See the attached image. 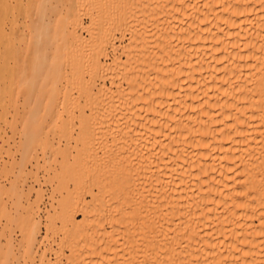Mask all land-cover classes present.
Instances as JSON below:
<instances>
[{
  "label": "bare ground",
  "instance_id": "obj_1",
  "mask_svg": "<svg viewBox=\"0 0 264 264\" xmlns=\"http://www.w3.org/2000/svg\"><path fill=\"white\" fill-rule=\"evenodd\" d=\"M148 1L154 61L145 56V72L130 77L126 107L81 113L68 137L82 147L65 165L73 184L56 213L65 242H78L73 252L95 242L105 206L125 264H264V0ZM44 20L39 11L27 23L49 28ZM71 23L84 26L78 13ZM2 76H15L9 60ZM12 106L0 103L3 139Z\"/></svg>",
  "mask_w": 264,
  "mask_h": 264
},
{
  "label": "rangeland",
  "instance_id": "obj_2",
  "mask_svg": "<svg viewBox=\"0 0 264 264\" xmlns=\"http://www.w3.org/2000/svg\"><path fill=\"white\" fill-rule=\"evenodd\" d=\"M39 11L49 28L28 25ZM74 13L83 27H73ZM155 23L148 0H0V61L9 60L15 73L0 77V103L13 105L15 115L14 130L3 128L0 138V264H83L79 258L85 264L126 263L121 225L117 239L108 207L98 216L101 231L89 230L88 241L95 242L78 252L69 245L77 246L76 240L65 242L56 213L73 184L65 165L82 147L69 135L78 136L81 113L128 101L123 94L131 90L130 77L145 72V56L154 61ZM96 30L106 35L97 38ZM145 42L152 48L147 52ZM75 215L84 229L82 214Z\"/></svg>",
  "mask_w": 264,
  "mask_h": 264
}]
</instances>
